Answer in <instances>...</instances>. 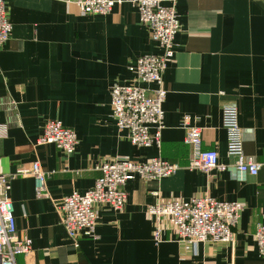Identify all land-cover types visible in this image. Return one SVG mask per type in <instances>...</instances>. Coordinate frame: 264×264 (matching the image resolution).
I'll return each mask as SVG.
<instances>
[{"label": "crops", "instance_id": "1", "mask_svg": "<svg viewBox=\"0 0 264 264\" xmlns=\"http://www.w3.org/2000/svg\"><path fill=\"white\" fill-rule=\"evenodd\" d=\"M4 1L13 33L0 48V129L7 128L0 168L11 186L17 235L32 244L16 264H264L254 238L256 225L264 223V0H177L180 29L163 75L160 149L132 145L111 112L114 84L154 88L135 82L129 70L139 57L161 53L135 5L120 0L109 15L93 16L65 0ZM225 107H237L244 154L261 164L256 177L239 181L228 170L186 168L160 181L136 177L125 186L121 211L96 207L97 240L82 235L75 244L67 237L56 204L91 189L100 163L161 157L188 164L181 125L186 115L202 130V148L215 150L220 165L233 166L222 125ZM50 120L76 133L74 154L38 145ZM35 161L48 175L50 199L37 198L34 179L20 175ZM155 193L164 200L208 194L243 204L234 241L189 246L165 229L155 242L146 213Z\"/></svg>", "mask_w": 264, "mask_h": 264}, {"label": "built area", "instance_id": "2", "mask_svg": "<svg viewBox=\"0 0 264 264\" xmlns=\"http://www.w3.org/2000/svg\"><path fill=\"white\" fill-rule=\"evenodd\" d=\"M79 8L82 15H109L120 0H65ZM138 9L140 23L150 34L161 53L143 55L134 66L129 67L135 75V82L152 85L151 90L135 85L114 84L111 88V112L116 126L125 131L132 145L140 148H161V133L164 129V110L167 91L163 75L174 57V39L180 29L175 7L177 0H129ZM13 28L6 11L5 1L0 0V48L10 39ZM237 107H225L222 111V125L227 133V153L234 158L233 166L219 164L215 150L202 148V130L190 124L186 115L182 127L186 130L183 143L189 148V161L186 166L151 158L144 163L127 159H114L95 167L97 177L94 186L85 193L73 192L56 204L67 237L75 244L82 235L97 240L96 225L98 205L113 211H121L127 202L125 186L134 178L146 181H160L175 175L182 168L208 173L214 169L230 171L239 181L249 175L258 174L261 164L244 154L243 139L238 124ZM7 137V128L0 129V138ZM38 145L53 144L67 156L74 154L78 145L76 133L65 127L59 120L47 121ZM20 175L34 179L37 198L50 199L46 187L48 177L40 163L35 161L31 170H22ZM9 180L0 168V264H16L19 256L31 253V241L17 235L14 206L8 198ZM264 192V188H263ZM155 201L148 205L147 216L153 221V240L160 243L165 229L175 232L177 239L185 245H197L208 241L231 243L234 229L244 205L212 198L206 194L188 201L164 200L155 193ZM264 219V205L261 209ZM254 238L260 259L264 262V223L256 225Z\"/></svg>", "mask_w": 264, "mask_h": 264}]
</instances>
